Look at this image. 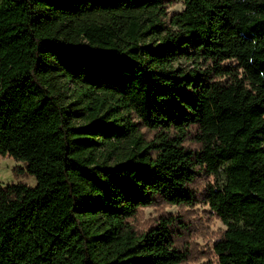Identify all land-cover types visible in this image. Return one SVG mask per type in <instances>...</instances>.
<instances>
[{"label": "trees", "instance_id": "1", "mask_svg": "<svg viewBox=\"0 0 264 264\" xmlns=\"http://www.w3.org/2000/svg\"><path fill=\"white\" fill-rule=\"evenodd\" d=\"M4 155L36 184H0V264H187L129 219L202 173L217 264H264V0H0Z\"/></svg>", "mask_w": 264, "mask_h": 264}, {"label": "rangeland", "instance_id": "2", "mask_svg": "<svg viewBox=\"0 0 264 264\" xmlns=\"http://www.w3.org/2000/svg\"><path fill=\"white\" fill-rule=\"evenodd\" d=\"M181 3H175L169 6L168 11L179 10ZM188 65L182 62V66ZM71 88L72 84L69 85ZM134 120L137 121L136 118ZM145 137L150 138L152 132L139 126ZM189 146H193L187 143ZM24 183L28 186H34L36 180L32 175L26 174L23 163L16 161L8 155L0 156V184ZM207 182H213V177L200 174L194 183L198 190L199 201L191 207H179L167 205L159 202L156 205L141 207L136 215L129 219L130 223L137 231L146 230L152 226L161 216L175 215L179 217V224L183 225L176 236L178 245L187 246L189 261L187 264H217L216 255L213 251V243L216 241L224 229V225L211 211L205 203L202 196L203 188Z\"/></svg>", "mask_w": 264, "mask_h": 264}]
</instances>
